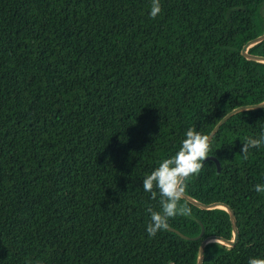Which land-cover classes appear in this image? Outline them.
<instances>
[{
  "label": "trees",
  "instance_id": "16d2710c",
  "mask_svg": "<svg viewBox=\"0 0 264 264\" xmlns=\"http://www.w3.org/2000/svg\"><path fill=\"white\" fill-rule=\"evenodd\" d=\"M0 0V264H196L234 237L221 207L169 218L143 179L195 127L264 102V0ZM264 57V40L247 49ZM264 106L231 116L184 195L233 212L236 244L202 264L264 258ZM204 230L202 238L196 240Z\"/></svg>",
  "mask_w": 264,
  "mask_h": 264
},
{
  "label": "clouds",
  "instance_id": "9594fccd",
  "mask_svg": "<svg viewBox=\"0 0 264 264\" xmlns=\"http://www.w3.org/2000/svg\"><path fill=\"white\" fill-rule=\"evenodd\" d=\"M161 11L160 0H151L149 13L151 18L155 19ZM261 145H264V133L258 138H246L242 143L241 153L247 158L250 149L259 148ZM210 151V136L201 133L195 127L189 128L179 150L170 158L163 159L159 166L143 179V190L151 193L153 199H156L157 192L160 197V209L154 210L151 207L148 209L150 222L146 231L150 237H155L161 230H167L169 218L191 215V209L182 206L180 201L187 188L186 181L192 176L199 175ZM255 191L264 192V185H255ZM248 264H264V258H250Z\"/></svg>",
  "mask_w": 264,
  "mask_h": 264
},
{
  "label": "water",
  "instance_id": "95a60500",
  "mask_svg": "<svg viewBox=\"0 0 264 264\" xmlns=\"http://www.w3.org/2000/svg\"><path fill=\"white\" fill-rule=\"evenodd\" d=\"M262 40H264V34L247 42L243 48H242V55L247 58V59H250V60H256V61H260V62H263L264 63V57H261V56H256V55H251V54H248L247 53V49L250 48L251 46L261 42ZM260 104H264L263 103H260ZM258 105V104H256ZM256 105H250V106H242V107H238L234 110H232L231 112H229L228 114H226L217 124L216 126L213 128V130L211 131V133L209 134L210 136V140L213 138V136L216 134V132L220 129V127L231 117L233 116L234 114L240 112V111H243V110H248L250 108H253V109H256V108H260V107H263V106H256ZM183 198L186 199L188 202L192 203L193 205L199 207V208H202V209H210V208H214V207H221L223 208L224 210H226L229 214V217H230V221L232 223V227H233V234H234V237L231 238V239H227V238H223V237H220V236H211V237H207L205 238L201 245H200V249H199V255H198V260H197V263L196 264H202V261H203V257H204V251H205V247L208 243L212 242V241H222V242H225V243H228V244H236L237 241H238V238H239V232H238V229H237V226H236V221H235V217H234V214L233 212L229 209L228 206L224 205V204H220V203H213V204H209V205H203L199 202H196L194 201L193 199H191L190 197L186 196V195H183ZM168 229L172 232H175L177 233L180 237H182L183 239H186L188 240L189 238L182 235L181 233H179L178 231H176L175 229H172V228H169ZM204 234V230L202 229L201 230V233L199 234V236L197 238H195L196 240L202 238Z\"/></svg>",
  "mask_w": 264,
  "mask_h": 264
}]
</instances>
